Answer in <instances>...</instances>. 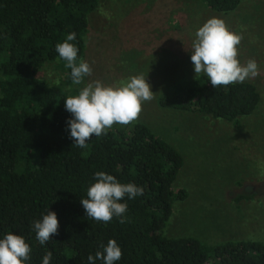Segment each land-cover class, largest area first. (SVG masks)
<instances>
[{
  "label": "trees",
  "instance_id": "trees-1",
  "mask_svg": "<svg viewBox=\"0 0 264 264\" xmlns=\"http://www.w3.org/2000/svg\"><path fill=\"white\" fill-rule=\"evenodd\" d=\"M99 0H0V238L12 232L31 247L26 264H89L109 239L122 257L115 264H264V241L228 239L206 244L191 236L162 233L173 199H183V188L172 183L182 155L146 123L114 125L101 137L93 136L85 149L70 138L64 99L72 95L70 69L55 50L67 34L84 54L88 16ZM215 11L236 8L240 0H202ZM59 60L63 76L48 83L38 76L47 61ZM256 85L244 83L213 88L203 74L177 82L158 97L160 104L233 120L258 106ZM104 171L121 183H134L142 195L124 201L128 221L114 217L104 224L86 216L80 203L94 174ZM54 211L59 234L41 246L32 230L34 221ZM96 264H102L97 260Z\"/></svg>",
  "mask_w": 264,
  "mask_h": 264
},
{
  "label": "rangeland",
  "instance_id": "rangeland-1",
  "mask_svg": "<svg viewBox=\"0 0 264 264\" xmlns=\"http://www.w3.org/2000/svg\"><path fill=\"white\" fill-rule=\"evenodd\" d=\"M223 19L242 33L239 59L254 58L260 74L250 79L259 93L257 108L238 124L211 115L160 104L158 97L180 81L194 78L193 33L207 19ZM84 54L92 76L104 84L143 74L155 93L138 120L171 143L183 163L162 229L167 236H191L206 244L228 239L264 241V0H240L236 8L215 11L202 0H99L88 16ZM46 82H61L62 64L47 61L38 72ZM84 85L66 84L72 95Z\"/></svg>",
  "mask_w": 264,
  "mask_h": 264
},
{
  "label": "clouds",
  "instance_id": "clouds-1",
  "mask_svg": "<svg viewBox=\"0 0 264 264\" xmlns=\"http://www.w3.org/2000/svg\"><path fill=\"white\" fill-rule=\"evenodd\" d=\"M76 33L67 34L63 42L55 45L59 59L70 69L73 85L84 86L75 95L64 99L65 109L72 119L70 138L82 149L88 147L87 141L93 136L107 135L114 125L127 126L138 120L143 104L151 102L155 93L143 74L131 75L126 79L104 84L100 80L85 83L92 76L93 69L84 59H78V47L72 43ZM243 40L242 33L229 29L226 22L218 17L207 19L193 33L191 42V62L195 76L203 74L213 88L244 83L260 74V67L254 58L242 63L239 59V46ZM95 182L87 188V198H82L86 216L96 222L108 224L114 217L121 224L128 221V205L124 201L143 194L144 189L134 183H121L117 178L104 171L94 174ZM32 230L41 246L54 235L59 234V221L54 211H47L42 219L34 221ZM95 256L87 257L89 264H115L122 257V251L115 239H109L101 245ZM31 247L21 235L12 232L0 238V264H26L30 260ZM52 252L47 251L42 264H50Z\"/></svg>",
  "mask_w": 264,
  "mask_h": 264
}]
</instances>
